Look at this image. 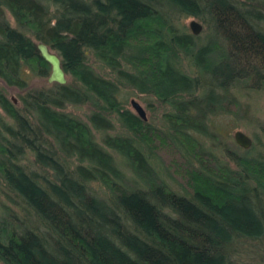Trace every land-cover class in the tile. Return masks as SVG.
I'll return each instance as SVG.
<instances>
[{
    "label": "trees",
    "instance_id": "16d2710c",
    "mask_svg": "<svg viewBox=\"0 0 264 264\" xmlns=\"http://www.w3.org/2000/svg\"><path fill=\"white\" fill-rule=\"evenodd\" d=\"M181 13L207 23L205 40ZM38 41L66 83L29 88L28 72H50ZM0 79L23 91L14 102L0 86V264H231L242 242L264 245V153L227 150L229 166L191 137L216 136L210 117L238 115L240 92L264 84V0H0ZM123 88L170 104L169 127ZM82 103L87 120L64 109Z\"/></svg>",
    "mask_w": 264,
    "mask_h": 264
},
{
    "label": "rangeland",
    "instance_id": "374dc122",
    "mask_svg": "<svg viewBox=\"0 0 264 264\" xmlns=\"http://www.w3.org/2000/svg\"><path fill=\"white\" fill-rule=\"evenodd\" d=\"M1 9L4 17L8 20V22L12 26H16V22L8 9L4 7H2ZM193 19L198 21L202 25L201 31L198 34H195V36L199 37L198 40H205V37L209 33V28L207 23L200 17L181 13L178 14L176 18H174V23L180 29L187 30L191 33L189 22ZM89 62L100 73L104 75H110L107 68H105L99 61H96L92 57H89ZM48 75L37 76L32 72H28L29 88H40L48 86L50 84V82H48L47 80ZM66 78L68 80V74H66ZM0 86L4 89L6 95L14 102H17V97L23 92L19 88L6 85L1 79ZM123 89L124 90H122L120 93V99L133 113L138 115L130 104L131 99H135L141 104L146 113V119H144V121L157 129L159 133L161 129L163 131L169 127L168 122L165 119V115L171 111L170 104L161 102L152 94L138 93L132 88ZM238 99L241 103L242 108L241 112L238 115H235L234 113H220L210 117L209 123L211 122L214 126L210 127V129H214L216 131V136L207 137L203 135L201 136V134L198 133L191 132L192 139H194L204 149H206L210 153H213V155L216 156L217 160L227 161V164L229 166H233V162H231L230 160H226L225 156L227 150L231 152L236 151L237 153H239L243 149V147L239 146L233 138V132L237 129L242 130L252 139L251 146L254 147V152L260 151V153H264V84L260 85L258 88H250L246 89L245 91H241ZM64 109L67 112L82 118L83 120H87V117L91 110L88 104L83 103L75 105L68 104L64 107ZM113 125V128L107 131V134L114 135L120 132L119 124L116 121L113 123ZM99 137L100 135L98 134V138ZM99 140L101 141L100 138ZM166 149L169 148H160L157 146V155L154 154L152 160L156 165L162 164L164 169L165 167L166 169H168L167 171L165 169V172L163 171L164 174H167H165L167 183H169L172 188L179 189L180 186L178 183L182 182V176L180 175L181 171L170 163V158H172L174 162H176L177 158L172 155L173 152L170 151V149L167 151ZM93 187L100 194L104 189V187L97 182L93 183ZM231 261V264H264V245L249 240L244 241L242 242L241 247H239V250L234 253Z\"/></svg>",
    "mask_w": 264,
    "mask_h": 264
},
{
    "label": "water",
    "instance_id": "95a60500",
    "mask_svg": "<svg viewBox=\"0 0 264 264\" xmlns=\"http://www.w3.org/2000/svg\"><path fill=\"white\" fill-rule=\"evenodd\" d=\"M189 27L193 34H198L202 29V25L194 19L189 22ZM36 46L40 56L50 65V72L47 78L48 82L64 84L67 78L59 54L50 49V47L42 41H39ZM130 104L142 119H146L145 110L138 101L131 99ZM233 138L234 141L243 148H249L252 144V139L240 129L233 132Z\"/></svg>",
    "mask_w": 264,
    "mask_h": 264
},
{
    "label": "bare ground",
    "instance_id": "6f19581e",
    "mask_svg": "<svg viewBox=\"0 0 264 264\" xmlns=\"http://www.w3.org/2000/svg\"><path fill=\"white\" fill-rule=\"evenodd\" d=\"M190 30H191V29H190ZM38 42H39V41H38ZM38 42H37V43H38ZM65 83H66V82H65Z\"/></svg>",
    "mask_w": 264,
    "mask_h": 264
}]
</instances>
